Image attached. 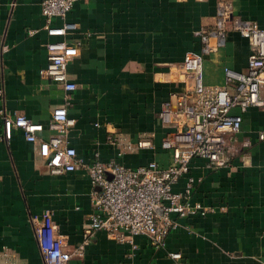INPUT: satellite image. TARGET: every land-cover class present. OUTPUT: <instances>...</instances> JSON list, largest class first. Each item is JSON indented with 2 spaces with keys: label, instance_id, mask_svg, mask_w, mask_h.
<instances>
[{
  "label": "crops",
  "instance_id": "obj_1",
  "mask_svg": "<svg viewBox=\"0 0 264 264\" xmlns=\"http://www.w3.org/2000/svg\"><path fill=\"white\" fill-rule=\"evenodd\" d=\"M41 2L0 0V110L45 125L53 108H67L75 120L67 144L85 164L117 159L130 168L148 162L167 167L171 153L161 144L169 134L158 115L179 87L163 81L165 72L178 68L187 53L201 54L198 33L214 30L220 2L234 17L264 29V0H77L65 18L76 28L65 39L79 45L67 67L77 90L67 95L39 75L47 64L45 44L51 41L43 30ZM249 52L247 41L230 30L223 44L203 56V84L224 87L225 69L244 74ZM261 132L264 110L251 108L242 115L240 131L228 137L234 152L227 167L191 162L190 176L201 180L191 201L212 206L214 214L177 219V228L158 249L144 237L119 243L99 231L69 264H264ZM110 133L132 142L146 139L151 146L117 158L106 141ZM244 142L250 146L242 147ZM184 184L182 179L173 189L182 191ZM98 192L83 170L51 176L38 145L14 130L8 143L0 141V264H43L30 217L46 211L63 249L76 250Z\"/></svg>",
  "mask_w": 264,
  "mask_h": 264
},
{
  "label": "built area",
  "instance_id": "obj_2",
  "mask_svg": "<svg viewBox=\"0 0 264 264\" xmlns=\"http://www.w3.org/2000/svg\"><path fill=\"white\" fill-rule=\"evenodd\" d=\"M76 1L41 2L43 30L51 41L45 44L47 64L39 75L60 85L67 95L77 90L67 67L77 57L79 45L65 39L76 29L65 22ZM230 30L248 43L246 72L238 74L225 69L224 87L205 86L203 56L223 44ZM198 36L201 54L187 53L178 68L169 69L163 76L166 84L179 87L170 94L164 111L158 115L160 126L169 134L161 144L163 150L171 153L167 167L148 162L130 168L117 159L108 162L97 159L85 164L67 144L66 135L75 126V120L65 107L53 108L45 125L24 116L10 117L0 110V141L8 143L12 132L19 130L26 142L38 145V155L51 176L83 170L91 186L99 189L92 198L93 214L83 231L82 242L72 252L63 249V239L56 235L50 212L30 217L43 264H69L80 258L91 237L99 231L119 243L133 244L136 237H144L152 248H163L167 236L178 226L177 219L205 218L216 212L212 206L191 201L192 190L201 180L190 176V164L201 159L211 168L227 167L234 152L228 137L240 131L242 115L251 108L264 109V29L255 22L234 17L231 7L220 2L214 30L201 31ZM211 38L216 40L214 46L209 44ZM258 139L264 141V132L259 133ZM106 141L116 149L117 158L151 146L146 139L132 142L117 133H110ZM249 146L248 142L242 144L244 148ZM182 179L184 189L175 191L174 185ZM169 255L174 260L180 259L179 254Z\"/></svg>",
  "mask_w": 264,
  "mask_h": 264
},
{
  "label": "rangeland",
  "instance_id": "obj_3",
  "mask_svg": "<svg viewBox=\"0 0 264 264\" xmlns=\"http://www.w3.org/2000/svg\"><path fill=\"white\" fill-rule=\"evenodd\" d=\"M261 110H264V109H261Z\"/></svg>",
  "mask_w": 264,
  "mask_h": 264
}]
</instances>
